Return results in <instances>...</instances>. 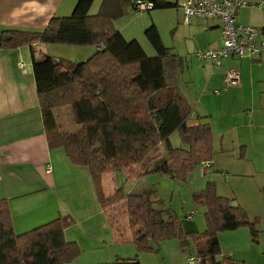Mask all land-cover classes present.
Masks as SVG:
<instances>
[{"label":"trees","instance_id":"trees-1","mask_svg":"<svg viewBox=\"0 0 264 264\" xmlns=\"http://www.w3.org/2000/svg\"><path fill=\"white\" fill-rule=\"evenodd\" d=\"M93 2L77 0L70 15L51 17L43 30L0 33L4 50L31 48L49 148L64 147L70 162L88 168L102 209L126 199L128 224L139 252L155 253L162 241L177 238L186 252L193 248L200 264H244L222 255L219 234L244 226L258 243L260 232L235 198L217 194L214 182L208 181L206 188L194 193L195 202L203 200L206 208L207 227L202 232L192 228L185 216L178 218L172 209L162 207V200L154 201L153 192L125 194L117 186L111 195L104 194V173L130 164L140 165L138 178L163 173L179 180L198 162L210 165L214 134L208 121L201 122L207 117L191 118L194 109L175 79L186 67L185 58L164 44L159 29L153 23L145 29L155 51L149 56L138 40L126 39L115 26L136 0H101L95 14L89 13ZM151 2L158 10L174 7L166 0ZM46 44L92 45L96 50L86 61L77 62L44 53L40 45ZM63 110L68 112V129L61 122ZM174 133L180 135V147L170 142ZM260 190L264 193V185ZM9 208L7 200L1 199L0 264H67L80 257L78 243L64 238L73 223L71 216L60 215L17 233ZM138 255L121 261L137 263Z\"/></svg>","mask_w":264,"mask_h":264},{"label":"crops","instance_id":"crops-1","mask_svg":"<svg viewBox=\"0 0 264 264\" xmlns=\"http://www.w3.org/2000/svg\"><path fill=\"white\" fill-rule=\"evenodd\" d=\"M144 1L151 2L152 0ZM166 1L174 7L160 10L153 8L148 12L139 10L136 5L131 7L123 16L134 13L132 14L133 18L124 23L123 29L132 31L131 23L137 19L140 26L145 27L143 29H146V26L151 23L157 25L156 27L166 26L165 20H169L167 12L175 9L181 12L180 4L185 2L184 0ZM249 1L254 6L239 9L237 22L259 27L262 37H264V0ZM76 2L77 0H0V33L7 29L29 32L43 30L51 17L70 15ZM194 19L199 23L193 22ZM201 21L197 17L190 19L188 24H184L182 21L180 30L184 41L181 43L176 41L175 50L171 47L174 53L187 58L195 47L199 49L214 48L222 43L220 21L218 19ZM115 26L122 32L123 37L133 38V36L131 38L126 36L120 23H116ZM166 27L174 30V27L169 24ZM61 45L66 44H46L40 45V47L46 54L63 58L62 54L57 53ZM74 46L76 49H80L81 45ZM90 50L93 53L96 48ZM195 60L197 64L193 65L195 69L199 68L205 74L207 86L216 87L218 83H225L237 92L241 102L249 99L254 108L253 112L249 108L248 121L241 122L239 120L228 125L229 127L220 137V140L226 144L221 150H230L225 138L228 137L231 142L234 141L232 134L235 131L239 132L235 134L237 141L234 146L245 147L243 152L253 146L257 147V152L264 150V142L260 141L257 146V143L252 139V137L261 138V135H264L263 130L258 134L253 133L259 129L258 127H264V58L251 60L248 57H241V59L229 57L222 59L218 65H214L210 61L201 62L197 57ZM32 65L31 48L28 45H22L18 49L4 50L0 48V200L4 198L9 203L13 229L17 233H26L33 227L50 222L60 215H69L73 218V223L64 232V237L68 241H76L80 247L85 248L86 245H89L92 246V250L102 251L101 247L111 243L119 245V243L134 242L128 224L126 199L102 209L88 168L82 165L76 166L70 162L64 147L49 148L42 121L43 115L39 108L40 102L37 98ZM229 69H235L238 72L241 77L240 83L226 84L224 75ZM191 106L193 107V105ZM194 117L204 118L200 117V114L192 112L191 118ZM209 120L210 118L207 117L204 122H209ZM209 124L213 130L211 123ZM213 134L215 136L214 130ZM214 136L213 144H215ZM48 166L51 167L49 171H47ZM122 169L128 179L133 180L139 177L140 165L138 163L124 166ZM114 178L115 173L111 171L104 173L102 186L106 196L116 190ZM139 183L140 181L130 191L139 194L152 192L151 187L137 190ZM150 197L154 201L159 198L155 192L153 195L150 194ZM197 202L204 206L203 200ZM192 221L189 222V225L196 230L198 222L194 218ZM174 242L165 240L161 244L172 246V251L169 254L170 259L176 261V254L182 252L184 255L186 250ZM83 254L82 252V256ZM224 255L225 253H223ZM94 261L96 259L92 258L89 264H93Z\"/></svg>","mask_w":264,"mask_h":264},{"label":"rangeland","instance_id":"rangeland-1","mask_svg":"<svg viewBox=\"0 0 264 264\" xmlns=\"http://www.w3.org/2000/svg\"><path fill=\"white\" fill-rule=\"evenodd\" d=\"M99 3L100 0H95L89 13H97L100 8ZM132 14L134 13L119 18L115 24L120 23L121 29L125 30L124 32L128 38L133 36L134 39H137L142 44L147 55H154L153 46L144 35L145 29L143 28L145 27L140 26L138 19L134 22L132 21V26H130L133 29L132 31L123 29L124 23L131 21V18H133ZM166 15L169 16V20H165L166 26L169 24L174 27V30L164 25L157 28H159L160 37L164 44L173 47V50H175L176 41L177 43L184 41L180 30L183 16L178 9L168 11ZM195 21L197 20L194 19L193 22ZM175 27H177L176 31ZM92 47V45H81L80 49H76L74 45H61L57 53L59 55L62 54L63 58H67L70 61L84 62L92 54L90 50L94 48ZM195 48H193L192 54L189 53L187 58L184 57L186 67L183 71L177 73L175 79L177 87L187 96L190 105H193V112L200 114V117L207 116L208 119L210 118L209 123H211L215 133L213 159L210 161V165L205 166L207 162L196 163L194 168L182 180L171 178L163 173L149 174L143 178L132 180L128 179L124 170L121 169L114 172V185L116 187L122 186L125 194H127L140 181L137 190L143 187H151L152 192H155L157 197H159L158 199L163 201L161 206L172 209L178 218H183L187 213L197 210L198 213L194 216V220L198 222L196 230L202 232L207 227L206 221H204L206 208L198 204L197 201L195 202L194 193L206 188L208 181L214 182L217 194L229 196L231 199L235 198V203L243 206L247 212V217L256 222V228L260 232L258 243L251 239L250 230L244 226L233 231L225 230L220 232L219 242L222 247V255L225 253V256H230L231 259L236 261H243L244 264H264V193L260 190L261 186L264 185V150L257 152V147L253 146L243 152L239 149L240 145L234 146L236 144L235 141H237L235 134L239 131H232L234 132L232 134L234 141L231 142L228 137L225 138L230 150H221L226 144L223 140H220L223 132L229 127L228 125L239 120L241 122L248 121L249 108L252 109V112L254 108L251 106L249 99L241 102L237 92L233 91L232 87L225 85V83H218L216 87L206 85L207 78L205 74L199 68L195 69L193 65L194 63L197 64L196 55L193 54ZM216 91L218 92L215 93ZM63 111L61 122L68 129L70 128L67 123L68 112L66 110ZM201 122L205 123L206 121L204 122L203 120ZM258 128L255 131L252 130L254 134H258L261 130L264 131V127ZM240 132H243V130H240ZM179 137L178 133H174L170 137V142L173 146L180 147L182 145ZM263 138L264 135H261V138L252 137L257 146L260 141L264 142ZM160 149V154L164 156L163 145H161ZM171 240L175 241L176 245H179L177 238H171ZM191 240L193 239L191 238ZM191 240L190 243H192ZM161 243L159 244V251L155 253L139 252L133 241L132 243H119V245L111 243L105 247L100 246L102 251L98 249L92 250V246L89 245H86L85 248L80 247L78 244L80 251L84 253L83 256L81 252L79 258H74L67 264H89L92 258L96 259L93 264H129L121 260H132L137 254H139L137 256L138 261L133 264H191L186 260V257L190 254L196 256L193 248L187 252L185 251L184 255L179 252L176 254V263V261L170 259L169 255L172 251V246ZM167 243L169 244V242ZM81 257L82 259H80Z\"/></svg>","mask_w":264,"mask_h":264},{"label":"built area","instance_id":"built-area-1","mask_svg":"<svg viewBox=\"0 0 264 264\" xmlns=\"http://www.w3.org/2000/svg\"><path fill=\"white\" fill-rule=\"evenodd\" d=\"M180 4L183 14V23L188 24L190 19L197 17L201 20L218 19L222 26L220 31V39L222 43L214 48H195L193 53L201 62L210 61L214 65H218L222 59L229 57H248L251 60H260L264 58V37H262L261 29L250 24H239L237 22L239 9L250 4L249 0H184ZM136 6L139 10L148 12L154 8L153 2H145L144 0H136ZM226 84H237L241 82V77L235 69H229L224 75ZM216 91L215 93H217ZM205 166H209L208 162ZM48 166L47 171L50 170ZM197 211H192L185 215L187 220H193ZM186 260L191 264H200V257L190 254Z\"/></svg>","mask_w":264,"mask_h":264}]
</instances>
